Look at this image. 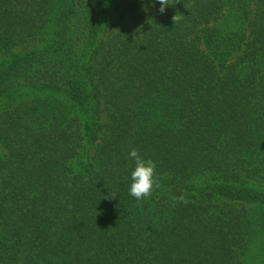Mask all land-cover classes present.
<instances>
[{"label": "trees", "instance_id": "obj_1", "mask_svg": "<svg viewBox=\"0 0 264 264\" xmlns=\"http://www.w3.org/2000/svg\"><path fill=\"white\" fill-rule=\"evenodd\" d=\"M166 6L0 0V264H264V0Z\"/></svg>", "mask_w": 264, "mask_h": 264}, {"label": "clouds", "instance_id": "obj_2", "mask_svg": "<svg viewBox=\"0 0 264 264\" xmlns=\"http://www.w3.org/2000/svg\"><path fill=\"white\" fill-rule=\"evenodd\" d=\"M158 2L161 5L160 11L164 12L167 7L166 0H158ZM128 156L134 162V168L130 176L129 194L139 201L149 197L154 189L158 187L155 175L156 162L145 159L136 148H132ZM110 198H115L112 193H110Z\"/></svg>", "mask_w": 264, "mask_h": 264}]
</instances>
